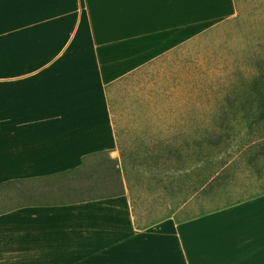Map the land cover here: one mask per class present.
Instances as JSON below:
<instances>
[{
    "label": "crops",
    "instance_id": "obj_1",
    "mask_svg": "<svg viewBox=\"0 0 264 264\" xmlns=\"http://www.w3.org/2000/svg\"><path fill=\"white\" fill-rule=\"evenodd\" d=\"M240 10L239 0H0V191L47 196L84 160L121 163L113 90L142 81L177 98L220 46L202 40ZM124 190L1 211L0 264H264V187L183 215L197 194L147 226Z\"/></svg>",
    "mask_w": 264,
    "mask_h": 264
},
{
    "label": "rangeland",
    "instance_id": "obj_2",
    "mask_svg": "<svg viewBox=\"0 0 264 264\" xmlns=\"http://www.w3.org/2000/svg\"><path fill=\"white\" fill-rule=\"evenodd\" d=\"M239 6L240 17L202 40L220 46L208 51L209 66L196 67L197 80L179 83L177 98L166 95L164 84L163 90L160 85L152 89L154 83L142 81L120 86L111 93L122 151L128 167L139 166L141 173L137 180L135 173L129 172L137 210L144 214L159 217L166 213L162 197L168 188L173 190L167 199L170 205H176L187 194L197 174L193 172L197 166L191 146L192 137L198 133H204L208 144L203 173L219 175L184 208L183 215L215 209L264 187V155L258 157L264 148L259 142L251 149L247 145L264 134V119L256 121V107L239 109L233 116L222 113L251 97L262 84L264 73V0H239ZM215 53L219 57H214ZM243 150L257 157V165L246 167L248 158L240 154ZM114 162L106 155L87 160L83 177L68 176L62 190L47 196H30L18 192V187L16 191H0V212L41 199L71 202L112 194L119 190L114 187ZM225 163L228 166L221 171Z\"/></svg>",
    "mask_w": 264,
    "mask_h": 264
},
{
    "label": "trees",
    "instance_id": "obj_3",
    "mask_svg": "<svg viewBox=\"0 0 264 264\" xmlns=\"http://www.w3.org/2000/svg\"><path fill=\"white\" fill-rule=\"evenodd\" d=\"M261 81H262V84L258 87V89H255L253 95L251 97H248L245 101L242 102L243 104L240 108H236L234 110V112L232 113V116L239 109L246 108V107L247 108L248 107H253V108L256 107V109H258V111H259L258 117H256V121H261L264 119V73H263V75H261ZM221 118H222V116H220V119ZM224 119L225 118H223V120ZM252 123H254V121H252ZM206 141L207 140L205 138L204 133H198L197 136L192 137V146L191 147H192L193 156L196 158V166H197V168L193 169V172L197 173L195 175V180H193V183L191 185H188L187 194L176 205H170L168 203V200H167V199H170V197L173 194L172 188H168L166 190V193H164V196L162 197V200H165L164 204H167L165 206L166 207V211H165L166 213H164V215L159 216V217H151V215L149 213L144 214L140 210H137L138 209V205L136 203L137 198L135 196L134 185L132 184V180L130 179V173L129 172H134L137 180H139L138 178L141 176V173L139 170V166H133V167L129 168L126 159L121 161V166H118L117 162L113 163L114 166H113L112 173L116 177L115 181H114V187L118 188L119 190L115 191L112 194H108L106 196H103V197H111V196H118V195L124 194V192H125L124 184H125V186L127 188L128 195H129L130 200H131V208H132V213L134 216L136 226H141V225L147 226L150 224H154V223H156L160 220H163L165 218L173 216L175 214V212L181 207V205H183L187 200H189L193 196L202 193V191H205L206 188L210 187L212 182L218 178V175H219L218 172L215 173L216 177H215V175L210 176L209 174L203 173L204 169L202 167V164L204 162V152H205L204 149H205V146L208 145ZM257 142L260 143L259 146L261 148H264V134L258 135V137L256 139H251L250 141H248L247 145L251 149V148L257 147V145H256ZM247 145H245V146H247ZM244 150H243V152H240V154H242L241 156H243V155L248 156L247 158L249 160V164H253L257 160L256 159L257 157L255 155H253V153L249 154ZM247 151L249 152V150H247ZM259 155H264V153L258 154V157H260ZM123 158H125V157H123ZM110 161L112 162V160H110ZM86 162L87 161L84 160L80 168L73 170V171H70L66 174H72V175L76 174L80 178L83 177L84 172H82V171L85 168ZM227 165H228V163H225L224 167L221 168L220 170L223 171ZM166 195H168L169 198H167ZM98 198H101V197H98Z\"/></svg>",
    "mask_w": 264,
    "mask_h": 264
}]
</instances>
